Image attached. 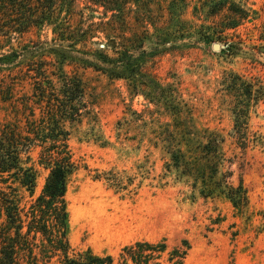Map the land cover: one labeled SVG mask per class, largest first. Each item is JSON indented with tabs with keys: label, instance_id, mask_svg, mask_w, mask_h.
<instances>
[{
	"label": "rangeland",
	"instance_id": "374dc122",
	"mask_svg": "<svg viewBox=\"0 0 264 264\" xmlns=\"http://www.w3.org/2000/svg\"><path fill=\"white\" fill-rule=\"evenodd\" d=\"M147 1L161 14L160 23L142 27L134 3L126 11L133 27L126 28L132 57L125 59L134 68L124 77L75 64L81 45L55 41L49 25L6 37L0 48V125L20 120L26 129L28 120H47L48 104L64 98L63 75L77 74L87 107L79 121L65 124L78 164L65 195L71 253L90 249L119 264L122 248L137 240L165 241L167 251L187 240V264H264V0H233L246 17L222 33L213 28L226 9L207 17L196 12L204 0H186L181 18L194 27L176 37L159 28L169 17L159 5L171 0ZM102 10L92 13L95 20ZM98 35L89 47L103 43ZM212 138L211 149L218 152L209 159L217 157L206 162ZM42 149L36 140L21 154L23 165L37 170L33 196L0 172V250L7 221L2 197L9 186L18 187L14 193L29 207L49 173L39 162ZM176 149L213 172V163H220L213 178L219 185L208 192L202 178L183 174L174 165ZM230 186H242L241 205Z\"/></svg>",
	"mask_w": 264,
	"mask_h": 264
},
{
	"label": "trees",
	"instance_id": "16d2710c",
	"mask_svg": "<svg viewBox=\"0 0 264 264\" xmlns=\"http://www.w3.org/2000/svg\"><path fill=\"white\" fill-rule=\"evenodd\" d=\"M80 1L0 0V48L6 42V37L11 39L14 33L22 36L30 28L41 29L49 25L55 41H67L74 48L81 45L76 51L83 56H76L75 64L82 67L92 66L113 77H124L126 72L134 68L125 59L132 57L131 38L125 37L126 28L133 27L129 25L126 11H132V4H136L140 10L142 27L151 22L160 23L161 14L158 16L151 2L147 0H84L83 6H80ZM186 5V0H171L167 7L159 5L160 10H168L169 17L163 22L165 26L159 27L165 34L176 37L192 30L194 26L181 18ZM100 8L103 9L102 16L95 20L92 13L100 12ZM224 9L226 11L221 20L215 22L213 28L214 31L222 33L224 29L235 27L245 19L247 12L238 3L233 0H204L196 7V12L209 17ZM204 32L202 36H209L210 29ZM99 33L105 37L103 43H99L97 49L89 47V43H93V38L99 37ZM82 83L77 74L63 75L64 98L57 97L55 103L48 104L47 120L44 117L39 122L36 119L28 120L26 129L21 128L20 120L0 125V172L7 171L10 177L14 176L20 186L26 187L33 196L37 170L34 165H23L21 154L28 153L36 140L41 141L43 146L39 162L49 169L41 192L32 199L27 209L21 204L22 196L18 197L14 193L19 190L18 187L9 186L11 191L2 197L7 221L1 234L3 244L0 264H49L54 258V264H115L111 255L94 254L90 249L71 253L68 237L65 195L69 177L78 169V164L73 160L67 144L69 131L65 124L66 121H79L81 107H87L83 101ZM241 113L239 112L240 116ZM49 138L51 142L46 144ZM209 145L210 151L203 157L206 162L217 157L211 156L212 159H209L212 154L210 152H218L211 149L215 145V139H210ZM173 155L174 165L183 168V174L188 172L192 177L202 178L208 192L219 185L213 178L220 163H213V167H216L213 172L199 159L195 162L186 160L180 149H176ZM27 159H30L29 155ZM111 180L112 184H118L117 179ZM229 193L237 205H241L246 198L242 186H230ZM188 248L187 240L183 241V247L171 251H167L165 241L137 240L122 248L119 264H187Z\"/></svg>",
	"mask_w": 264,
	"mask_h": 264
},
{
	"label": "water",
	"instance_id": "95a60500",
	"mask_svg": "<svg viewBox=\"0 0 264 264\" xmlns=\"http://www.w3.org/2000/svg\"><path fill=\"white\" fill-rule=\"evenodd\" d=\"M214 48H215V49H219V48H220V45H219L218 43H215V44H214Z\"/></svg>",
	"mask_w": 264,
	"mask_h": 264
}]
</instances>
